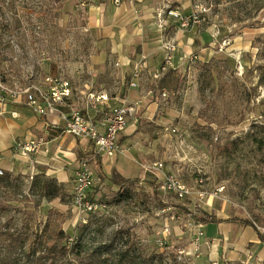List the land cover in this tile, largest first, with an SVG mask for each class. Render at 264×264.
Returning <instances> with one entry per match:
<instances>
[{
	"label": "rangeland",
	"instance_id": "obj_1",
	"mask_svg": "<svg viewBox=\"0 0 264 264\" xmlns=\"http://www.w3.org/2000/svg\"><path fill=\"white\" fill-rule=\"evenodd\" d=\"M92 3L0 0L3 83L41 86L51 84L45 80L49 76L75 88L87 81L96 52L87 29ZM158 9L157 17L173 18L183 30L185 56L179 67L164 61L159 78L153 75L154 81L145 83L146 95L161 100L159 116L134 118L131 136L120 137L112 165L103 168L109 176L98 164L89 166L95 177L91 199L105 208L81 216L73 200L75 179L65 199L48 202L40 189L44 178L38 186L14 175L1 189L11 199L6 216L16 215L19 226L28 218L30 232L60 226L68 248L109 243L122 229L130 231L141 252L157 255V264H264V244L255 231L235 224L202 225L210 246L201 248L199 258L178 259L180 250L191 254L193 234L187 226L197 218L238 217L264 235V0H163ZM194 16L200 22H193ZM141 78L142 73L133 89ZM206 110L213 123L199 117ZM119 158L136 181L132 195L121 202L110 179ZM171 176L186 186L185 198L161 189ZM165 224L170 235L161 247ZM125 240L119 238L117 247ZM64 264L78 262L69 255Z\"/></svg>",
	"mask_w": 264,
	"mask_h": 264
},
{
	"label": "crops",
	"instance_id": "obj_2",
	"mask_svg": "<svg viewBox=\"0 0 264 264\" xmlns=\"http://www.w3.org/2000/svg\"><path fill=\"white\" fill-rule=\"evenodd\" d=\"M162 1L93 0L87 8V29L94 38L96 48L87 68L90 78L75 88L67 80H59L69 83L71 94L63 104H54V111L46 115L37 114L26 95L14 97L0 90V167L6 174L27 179H52L64 186L66 193L71 189L73 180H76V172L82 162H87L89 166L98 164L99 172L109 176L103 168L111 166L112 161L99 156L93 142L68 134L66 119L72 109H79L88 119L99 123L110 107L123 103L138 104L128 128L120 134L122 138V135L131 136L129 134L136 122L134 118L159 116L161 100L155 95H146L145 83L154 81L153 75L167 59L169 45L176 51L172 55V67H179L185 56L180 25L173 18L167 20L157 17ZM143 59L147 62V68L142 72L140 86L138 89L130 88L134 66ZM47 78L52 77L46 76L45 80ZM7 86L22 90L32 88L38 104L47 109L46 97L53 89L52 84ZM92 92L107 93L110 97L108 105L93 109L88 99ZM31 144H35V150L24 155L19 145ZM95 159H98L97 162ZM119 159L110 168L111 176L115 170L123 178H132L128 175L129 170L120 165L122 158ZM223 224L238 225L224 222L204 227Z\"/></svg>",
	"mask_w": 264,
	"mask_h": 264
},
{
	"label": "trees",
	"instance_id": "obj_3",
	"mask_svg": "<svg viewBox=\"0 0 264 264\" xmlns=\"http://www.w3.org/2000/svg\"><path fill=\"white\" fill-rule=\"evenodd\" d=\"M210 64H213V60L208 63V65ZM199 117L205 118L210 123L214 121L207 110L200 113ZM15 179V176L6 173L0 177V264H64L69 255H73L78 264H157L159 257L141 252L133 243L134 237L129 230L117 231L113 238L109 239L111 240L109 243L87 246L78 242L72 248H68L65 244L68 237L60 226L49 228L46 225L42 232H30L28 218L23 220L19 226L16 215L6 216L11 199L7 193H2L1 190ZM44 179L46 181L40 185V189L45 200L52 202L56 199L61 201L65 199L66 190L64 186L59 185L55 180ZM32 180L33 183L38 182L39 186L40 179L34 178ZM111 182L120 189L121 199L119 202L129 198L134 192L136 181L123 178L115 170L112 172ZM196 220L202 225L229 222L236 223L243 228L250 227L255 231L260 242L264 244V235L249 220L238 217L227 220L203 217ZM119 238L126 239L123 242L125 245L120 248L116 245ZM51 240L53 244L49 247L48 244Z\"/></svg>",
	"mask_w": 264,
	"mask_h": 264
},
{
	"label": "built area",
	"instance_id": "obj_4",
	"mask_svg": "<svg viewBox=\"0 0 264 264\" xmlns=\"http://www.w3.org/2000/svg\"><path fill=\"white\" fill-rule=\"evenodd\" d=\"M118 2V1H117ZM192 21L197 23L200 22V16H194ZM169 51L174 52V48H170ZM170 55V54H169ZM166 64L171 65L172 57L171 55L167 57ZM147 68V62L145 59L139 61L133 72V80L130 84L132 88L138 86L137 80L140 78L143 69ZM166 68L163 67L160 71H164ZM160 71L155 74V78H159ZM47 81L53 85L52 91H50L49 97L47 96V109L39 105L35 97L32 94V88L25 90L22 89H10L0 78V90L3 93L11 94L14 97L20 95H26L31 107L35 110L37 114L46 115L47 112L54 111V104H63L65 99L71 94L68 82H60L59 79L47 78ZM166 96V95H164ZM51 99V100H50ZM90 101V106L93 109H98L99 107H105L108 105L110 97L105 92L100 93H90L88 95ZM138 110V104H128L123 103L118 106L110 107L107 112L104 113L102 120L99 123H95L88 119L82 111L79 109H72L70 116L66 119V132L76 138L84 139L93 142L96 147V153L106 159H114L119 152V137L120 134L125 132L132 118L135 116ZM20 151L26 155L28 152L35 150V144L31 145H19ZM5 172L0 167V177L4 176ZM29 179H33L30 177ZM94 185V173L90 169L87 162H82L79 169L76 172V180L74 185V206L77 212L81 216H86L88 214H96L98 211H102L105 206L95 203L90 196L91 189ZM161 189L163 191H175L181 198H185L188 195V190L186 186L181 185L175 180L173 176L167 179L166 184L162 185ZM167 212L163 209V213ZM188 230L192 232L193 238L191 241V254L186 250H180L181 259H184L189 255L200 257L201 248L205 245L202 224L194 223L189 224ZM170 235L169 225L165 224L162 235L158 240V244L164 247L166 244V238ZM210 246V245H209ZM190 259V258H188Z\"/></svg>",
	"mask_w": 264,
	"mask_h": 264
}]
</instances>
